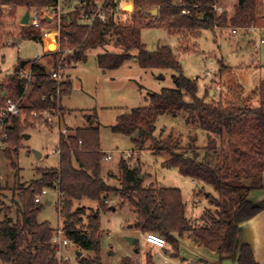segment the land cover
<instances>
[{
  "label": "trees",
  "instance_id": "obj_1",
  "mask_svg": "<svg viewBox=\"0 0 264 264\" xmlns=\"http://www.w3.org/2000/svg\"><path fill=\"white\" fill-rule=\"evenodd\" d=\"M83 1L87 12L90 0ZM132 2L135 11L130 23H119L118 12L107 22L95 20L91 26L79 23L77 12L68 15L69 24L60 25L61 48L73 49L75 60L82 61L86 50L111 44L120 53L98 55L97 66L102 71L118 69L132 58L131 52L135 51L140 68L167 69L175 73L172 76L173 88L148 94L149 105L118 116L112 131L125 136L135 135L132 142L136 148H141L153 138L159 116L181 115L186 125L202 130L207 137L204 147L197 146L194 135L189 136L186 147L171 139L155 140L151 151L153 155H168L163 167L175 168L182 177L211 187L216 195H206L210 208L202 215L201 226H192L185 217V203L179 189L143 186L138 178V167L131 168L124 160L118 164L120 186H109L101 175L104 153L100 149L99 128L92 125L78 128L72 135L67 131L61 132L57 149L58 168L37 170L38 179L21 191L16 222L7 219L0 223V262L3 264H57L51 244L54 230L48 223L37 222L39 210L34 203L41 190L54 188L59 191L58 212L66 238L80 250L94 254L93 259H83L80 264H102L97 211L109 193H115L128 202L136 215L134 227L142 234L153 233L163 237L173 256L179 255L180 240L190 235L199 247L221 256H235L239 252L238 264H257L250 248L239 244L238 233L240 223L264 209V206L255 207L248 201L251 192L262 189L264 81L254 90L256 104L245 103L235 107L207 100L208 91L204 97L197 95V80L182 74L181 64L170 47L158 46L150 52L140 38L145 27L164 28L177 36L197 35L203 30L214 31L229 25L249 28L256 22V0H237L230 19L226 13H214V0ZM55 6V0H0V29L7 18L13 19L19 8L36 11L40 17L44 12L54 10ZM154 8L158 14L152 17L149 11ZM184 9L186 13L183 15ZM65 18L62 17V20ZM146 19L148 23L144 24ZM44 22L40 21V24H46ZM22 28L23 40L41 41L39 27L30 25ZM31 62L26 61V64ZM18 71L6 83H0V109L7 99L26 97V110L52 112L58 107V99L60 101L70 94V84L63 80L58 83L38 60L31 64L32 80L28 89L27 79L20 77ZM2 91H5L4 97ZM59 110L62 108L59 107ZM7 131L8 137L3 142L16 148L23 133L18 117L9 122ZM82 200L98 205L96 213L88 216L89 232L78 227L83 213L81 210L85 206L76 207V211L72 212V208ZM120 264L133 263L127 257Z\"/></svg>",
  "mask_w": 264,
  "mask_h": 264
},
{
  "label": "rangeland",
  "instance_id": "obj_2",
  "mask_svg": "<svg viewBox=\"0 0 264 264\" xmlns=\"http://www.w3.org/2000/svg\"><path fill=\"white\" fill-rule=\"evenodd\" d=\"M75 1L79 3L75 8L81 11L77 12L80 15L79 23L81 20L86 23L92 7L90 5L88 11H84L86 3L83 0H61L58 17H54L56 12L53 10L40 14L41 18L46 16V24L40 25L38 29L41 35L40 43L44 47L32 41L18 42L22 38V26L32 25L31 20L36 11H31L28 25H22L19 18L25 9L19 8L13 19L7 18L5 25L0 29V83H6L18 70H30L34 60H38L50 73L60 67L62 80L71 83L70 94L63 96L60 101L58 99V107L50 114L47 111L26 110V97L21 102L10 99L19 104L20 112L9 118V122L18 117L23 133L19 136L16 148L5 142L0 143V223L7 219L12 223L16 222L21 191L38 179L37 170L58 168L59 134L75 131L74 127L83 126L88 117L91 118V125L99 128L101 151L110 156L109 160L103 159L101 163V175L109 186H120L118 164L120 160H124L129 167H138L139 175L143 176V186L179 189L186 204V215H191V212H194L196 217L202 215L210 208L206 195H216L212 188L202 183L193 185L191 180L182 177L177 169L163 167L168 155H153L151 151L155 140L171 139L186 147L189 136L194 135L197 138V146L204 147L207 137L202 130L186 125L181 115L159 116L153 138L141 148H136L132 142L135 135L125 136L112 131L118 116L134 108L149 105L148 94L158 93L164 88H173L172 76L175 73L167 69H142L138 63L132 61L133 55L130 61L118 69L102 72L97 66L96 54L104 50L119 52L111 44L102 49L86 50V61L75 67L79 61L73 57L74 50L61 48L60 43V27L69 18L68 15L75 13L70 12ZM236 4L237 0H217V5L224 9L223 14L226 13L229 19L234 14ZM130 9L117 13L119 23H130L131 15L134 14ZM62 17L68 18L62 20ZM143 23H148V20ZM231 29H236V33H232ZM49 34H54L57 43L52 49H47L45 44V38ZM140 38L146 50L150 52L158 46L170 47L181 64L182 74L197 80L199 97H204L206 91L213 90L215 95L208 94L207 100L212 99L235 107L245 103L256 104L254 90L264 81V0H256V22L249 28H235L229 25L215 28L214 31L203 30L197 35L177 36L164 28L145 27L141 30ZM23 61L32 62L21 69L19 64ZM58 91L59 85L57 94ZM5 107L6 104L0 111ZM59 107L62 110H59ZM128 153L130 156L125 158ZM116 195L111 193L109 199L107 198L108 202L103 200L98 211V205L88 200H82L72 208L74 212L76 207H86L81 210V224L78 226L84 231H88V216L98 212L99 257L102 264H120L123 258L138 256L135 254L136 246L126 240L138 237L132 235L131 229L128 228L136 215L127 203L121 204L120 197ZM58 204V192L49 189L40 204L36 205L39 210L37 222L48 223L54 231L63 229ZM111 208H114V211ZM192 223L194 226L201 225L198 220ZM198 223L200 224L197 225ZM78 252L81 253L79 257ZM153 254L151 253L150 258L152 257L156 264H162V259ZM61 255L68 256L70 260H58L59 264H80L83 259L94 258L93 252L82 251L72 244L63 249ZM56 257L58 259L60 255L56 254ZM130 259L133 264H142L136 257Z\"/></svg>",
  "mask_w": 264,
  "mask_h": 264
},
{
  "label": "crops",
  "instance_id": "obj_3",
  "mask_svg": "<svg viewBox=\"0 0 264 264\" xmlns=\"http://www.w3.org/2000/svg\"><path fill=\"white\" fill-rule=\"evenodd\" d=\"M77 3L75 1V5L72 7L70 12H78V11L81 12L80 10L75 8L77 6ZM61 8H62V6H61ZM31 11H33V10H31ZM31 11L24 10L23 13H21V15H20V18H19L20 22H21V19L23 18V16L25 15L26 12H29V20H30ZM132 11H135L133 4H132L131 12ZM149 14L151 16H154V15L156 16L158 14V12L156 10L155 11L152 10V11H149ZM67 18L68 17H66V19ZM86 21H87L86 23L82 22V20L80 22L84 25H87L88 20H86ZM69 22H70V20L68 18L66 20V22H63V24L68 25ZM20 40H23V39L20 38L18 40V42ZM36 43L42 44L40 42H36ZM43 47H44V45H43ZM97 49H99V48H97ZM93 50H96V49H93ZM44 51L46 52L45 48H44ZM105 52L106 51L104 50L103 52L97 53L96 58L98 55L103 54ZM117 53H120V51ZM87 54L85 55V58L82 61H79V63H77L75 65V67L78 64L84 63L86 61ZM131 54L134 56L136 54V52L133 51V52H131ZM132 61L137 63V59L135 58V56H134ZM102 72H105V71H102ZM63 81H65V80H63ZM65 82H67V81H65ZM67 83L70 84V88H71V83L70 82H67ZM70 92H71V90H70ZM208 94L210 96H213V95H215V92L213 90H210V91H208ZM89 126H91V118L90 117L87 118L86 123L83 126L74 127V128L83 129V128H87ZM67 128L70 129V127H67ZM74 128H71V129H74ZM73 132L74 131L71 130L67 134L72 135ZM104 156H105V153H104ZM134 168H137V167H134ZM191 182L193 185L195 183H197L194 181H191ZM110 194L111 193L107 194L104 197V200H107V202H108ZM120 200H121V204H124V203L128 204V202L122 200L121 198H120ZM248 201L250 202L251 205H253L255 207L264 206V173L262 176V189L251 192L248 196ZM128 206H129V204H128ZM111 209L114 211V208H111ZM130 209L133 212L131 207H130ZM186 209L187 208H186V204H185V217L190 221L192 226H194L192 221H196V220L201 221V217L205 212L204 211L202 215L199 214V216L196 217V216H194L195 215L194 212H191V213L189 212L191 215H186L187 214ZM135 222H136V217H135V220L133 221L132 225H130L128 228L131 229L130 232L132 233V235L138 236L137 237L138 240L136 237H133L134 242H133V244H131L134 247L136 246L135 254L136 255L138 254V256H131L129 258H135L136 257L142 264H156L155 260L152 257L150 258L151 253L152 254L154 253L153 255H155V256H159L162 259V264H165L164 260H163L165 256H167L169 258V261L167 264H176V263L182 262V261H202L205 264H238L237 259H238L239 252H237L235 254V256H225V255L221 256L216 252H211L205 248L199 247L197 242L190 235H185L180 240L179 255L173 256L172 251H171V247L168 245V243H166L167 245L163 249H158V248L148 244L143 239V234L134 227ZM199 224L200 223H198L197 225H199ZM201 224H202V222H201ZM199 226H201V225H199ZM199 226H194V227H199ZM238 240H239L240 245H246L250 248L255 263L264 264V209L259 211L256 215H254L249 220H246V221L239 224ZM147 255H149L148 259H147Z\"/></svg>",
  "mask_w": 264,
  "mask_h": 264
},
{
  "label": "built area",
  "instance_id": "obj_4",
  "mask_svg": "<svg viewBox=\"0 0 264 264\" xmlns=\"http://www.w3.org/2000/svg\"><path fill=\"white\" fill-rule=\"evenodd\" d=\"M56 6L54 8V17H58L59 15V11H60V5H61V0H55ZM132 0H90V5L92 7L90 13H89V17H88V26H91L92 23L95 20H98L102 23L107 22L111 17H115L116 12H127L126 7L127 6H131L132 9ZM213 11L214 13H216L217 15H221L223 14L225 11L223 8L219 7L217 5V0H214L213 5H212ZM130 9V10H131ZM157 11V10H156ZM186 13V9L182 10V14L184 15ZM45 14V12L43 13ZM42 14V15H43ZM41 16L38 17V13L35 12V15L33 17V19L31 20L32 22V26L34 27H40V21L41 19L43 21L46 20V16L42 17ZM40 19V20H39ZM60 19V17H59ZM236 29H231L232 33H236ZM54 44H57L55 42V38L53 40ZM53 44V45H54ZM58 46V45H57ZM19 76L23 77L25 79H27V89L29 88V84L32 80V76H31V71L28 70L27 72H19ZM51 76L53 79H55L58 83L62 80V77L60 75V67H58L57 70H53V72L51 73ZM58 90V88H57ZM59 92V91H58ZM24 99V97L20 98L18 101L21 102ZM19 104H15L13 103L12 100L7 99L6 100V107L4 109H2L0 111V143H2L5 139H7V127H8V123H9V118H11L12 116L17 115L20 112V108L18 106ZM48 114H50L51 112H48ZM65 133V132H62ZM130 154H126L125 158L129 157ZM104 160H109L110 156L109 155H105ZM59 195V191L57 188H54ZM49 189H43L41 190V192L39 194L36 195V197L34 198V203L36 205L40 204L41 199L43 196L47 195ZM143 239L150 245L158 248V249H163L166 247V241L163 237L158 236L156 234L153 233H145L143 234ZM51 244L54 248L55 251V260L56 263L59 264V262H66L69 261L70 258L68 256H63L61 255V253L63 252V249L67 248L70 244L69 240L66 238L64 231L62 229H58L56 231L53 232L52 235V239H51ZM56 254L60 255V257H56ZM59 260V262H58ZM164 263L167 264L169 261V258L167 256L164 257ZM176 264H205L202 261H182V262H178Z\"/></svg>",
  "mask_w": 264,
  "mask_h": 264
},
{
  "label": "water",
  "instance_id": "obj_5",
  "mask_svg": "<svg viewBox=\"0 0 264 264\" xmlns=\"http://www.w3.org/2000/svg\"><path fill=\"white\" fill-rule=\"evenodd\" d=\"M155 11V10H154ZM22 25H28L29 23V12H26L25 15L23 16V18L21 19L20 22ZM26 65V61H23L20 63V67L23 68ZM1 95L4 97L5 95V91H2ZM142 175H139L138 178L141 180L142 179ZM126 240L130 243L133 244L134 239L133 238H126ZM77 256H81V253H77Z\"/></svg>",
  "mask_w": 264,
  "mask_h": 264
},
{
  "label": "bare ground",
  "instance_id": "obj_6",
  "mask_svg": "<svg viewBox=\"0 0 264 264\" xmlns=\"http://www.w3.org/2000/svg\"><path fill=\"white\" fill-rule=\"evenodd\" d=\"M131 6H127L126 9H130ZM53 40H54V34H49L48 36H46L45 38V44H46V48L47 49H52L53 48Z\"/></svg>",
  "mask_w": 264,
  "mask_h": 264
}]
</instances>
